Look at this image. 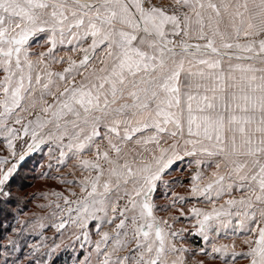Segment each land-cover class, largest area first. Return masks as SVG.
<instances>
[{
    "label": "snow or ice",
    "instance_id": "obj_1",
    "mask_svg": "<svg viewBox=\"0 0 264 264\" xmlns=\"http://www.w3.org/2000/svg\"><path fill=\"white\" fill-rule=\"evenodd\" d=\"M45 148L79 264H264V0H0V200Z\"/></svg>",
    "mask_w": 264,
    "mask_h": 264
},
{
    "label": "rangeland",
    "instance_id": "obj_2",
    "mask_svg": "<svg viewBox=\"0 0 264 264\" xmlns=\"http://www.w3.org/2000/svg\"><path fill=\"white\" fill-rule=\"evenodd\" d=\"M4 154V152H0V155ZM29 163L33 164L35 171L28 173V170H25L23 172L22 177L26 178L27 183H29L27 190L13 191L11 188V196L0 200V207L6 206L7 210L9 209L8 212H11V215L7 217L0 216V223L3 224L0 226L2 228L0 230V245L11 249L12 246L8 242L9 240L15 241L18 245L15 256L21 261L40 259L42 264H63L59 261L63 254L68 251L71 255L65 258L68 259L67 264H79L93 250L94 244L90 241L94 242L99 239L90 225L93 221H88L89 241H85L81 230L71 222L66 224L63 229L57 230L51 227L52 223L58 221L50 217V208L40 207V205H47L49 200L55 199L54 196L50 195L53 192H64L65 195H68L66 189L70 185L61 183L60 178L70 180L72 177L65 175L68 170L62 172V167L57 165L55 160H49L46 148L43 151L32 153L27 166ZM49 163L52 164L51 168L48 167ZM191 175L192 169L187 167V160H185L184 164L173 173V177L177 181L174 186L175 191L186 194ZM42 193L49 194L47 199ZM9 201L11 204H8ZM65 218H67V214H65ZM38 221L43 222L46 226L40 228ZM186 227H190L188 222H186ZM221 242L228 243L230 241L227 238H222ZM189 243L195 246L201 241L199 237L190 236ZM4 250V248H0V252ZM49 252L51 253L50 256L48 255ZM240 264H244V262L241 261Z\"/></svg>",
    "mask_w": 264,
    "mask_h": 264
},
{
    "label": "trees",
    "instance_id": "obj_3",
    "mask_svg": "<svg viewBox=\"0 0 264 264\" xmlns=\"http://www.w3.org/2000/svg\"><path fill=\"white\" fill-rule=\"evenodd\" d=\"M28 168H32V169H28ZM25 170H28V173H32V172L35 171V168L33 167V164L29 163L28 166H26V169H25ZM23 174H24V173H21L20 176H17L18 178H15V179L13 180V182H12L13 185L11 186V188H12L13 191H16V190H18V191H24V190H27V186L29 185V183H27V179H26V178L24 179V178L22 177ZM24 176H26V175H24ZM26 177H27V176H26ZM12 194H13V193H12ZM12 196H14V195H12ZM8 204H11L10 201H9ZM8 211H9V209L7 210L6 206H4V207H0V216H1V217H7V216L11 215V212H8ZM6 212H8V213H6ZM0 221H1V219H0ZM2 225H3V224L0 223V226H2ZM1 229H2V228H0V230H1ZM64 251H65V250H64ZM65 254H67V255H65ZM69 255H71V253L69 254L68 251L65 252V253L63 254V257H61L59 263L67 264V263H68V259H65V258L68 257Z\"/></svg>",
    "mask_w": 264,
    "mask_h": 264
},
{
    "label": "crops",
    "instance_id": "obj_4",
    "mask_svg": "<svg viewBox=\"0 0 264 264\" xmlns=\"http://www.w3.org/2000/svg\"><path fill=\"white\" fill-rule=\"evenodd\" d=\"M66 170H67V169L62 168V172H63V171H66ZM71 186L74 187V185H71ZM76 190L78 191V189H76ZM193 203H196L197 206H204V205H202V204H201L200 202H198V201H194ZM205 206H206V205H205ZM91 221H93V220H90V222H91ZM69 223H70V222H69ZM95 223H96V222L93 221L92 224H90V225L93 227V229H94V231H95V233H96V229H95V227H94ZM73 225H75V224H73ZM179 226H181V225L178 224L177 227H179ZM183 226L186 227V221L183 222Z\"/></svg>",
    "mask_w": 264,
    "mask_h": 264
}]
</instances>
